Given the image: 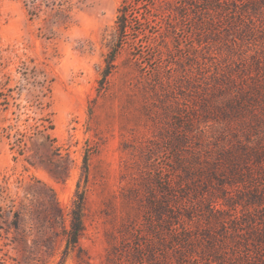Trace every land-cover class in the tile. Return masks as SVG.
I'll return each mask as SVG.
<instances>
[{
  "label": "rangeland",
  "instance_id": "obj_1",
  "mask_svg": "<svg viewBox=\"0 0 264 264\" xmlns=\"http://www.w3.org/2000/svg\"><path fill=\"white\" fill-rule=\"evenodd\" d=\"M224 2L215 11L231 7ZM125 3L0 0V264H212L199 254L180 259L205 244L201 232L230 254L256 246L249 226L260 209L233 187L226 168L197 183L228 211L223 227L191 204L173 216L160 214V205L174 190L170 204H196V172L222 169V149L244 140L223 88L264 42V15L236 32L201 25L211 20L205 0ZM124 6L125 39L116 48ZM28 99L36 117L51 113L54 129L49 139L34 135L21 144L12 135ZM40 104L49 107L40 111ZM77 190L85 194L83 231L66 249ZM182 224L196 238L179 247L170 230Z\"/></svg>",
  "mask_w": 264,
  "mask_h": 264
},
{
  "label": "trees",
  "instance_id": "obj_2",
  "mask_svg": "<svg viewBox=\"0 0 264 264\" xmlns=\"http://www.w3.org/2000/svg\"><path fill=\"white\" fill-rule=\"evenodd\" d=\"M133 1L138 0H126L125 4L127 5L129 2L131 3ZM224 1L225 0H205L206 7L202 9L204 11L203 15H206V18L210 17L211 20L208 19V23L201 24L202 26L207 27L208 25L210 26L212 23H214L219 27V29L227 30V28L230 29L231 27L232 29L234 27L237 32L248 25L250 27L253 25L255 26L256 21L258 20L256 19V16L258 14L264 15V0H229L231 1V7L227 9L226 12L222 10L215 11L217 7H221V4L225 3ZM125 7L126 6L122 7L118 11L120 39L118 40L116 48L124 43L123 39L121 38H124L125 36L124 33L128 23L125 20V17L127 16ZM221 13H224L225 15L219 20V17H222ZM252 33L246 34H250L247 36H251ZM255 35L256 33H254L253 36ZM261 43L259 50L257 51V48L254 55L250 57L251 63L248 62L246 64V68L243 69L242 75H228L226 78V87L223 88V91L227 92L225 106L228 109V113L230 115L237 116L239 118L240 126H243L246 129V131H244V140L239 141L238 145L234 147L222 149L220 152L222 161L216 164V167L219 166V168L222 169H213V167L211 170L206 172H196L194 177L195 179L191 184L197 188L195 193L199 195V197H197L196 204L184 200L177 201L176 206L170 204V200H175L177 199V196H179L174 194L176 192L174 190L172 194H168L166 192L163 193V202L166 201L168 203H163L164 205H160V214L161 211H164L173 216L176 214L177 210H182L186 207H189L191 204L190 208H193V206L194 208H199L201 213L207 217V220L210 224L223 227L225 223H227L225 218L230 217L229 214L225 213L228 211L224 208H215V200H211L209 194L207 195V191L204 189L198 191V188L201 186L197 183H199L198 180H200L203 182L201 184H209L211 180L214 179L216 175L215 173H219V171L224 172V169L226 168L227 170H230L231 184L233 187L236 190H242V193H246L245 196L242 197L250 202V204L255 205L260 209L261 216L255 217L258 222L254 224V221L256 220L254 219L249 226L254 232L256 246L253 247L251 252L250 249L243 250L247 253H239V251L242 250L241 247H235L231 250L230 254V248H222L220 241L216 242L214 238L210 237L209 234L201 232L199 233V237L202 238V242H205V244L200 246L196 252L193 250L192 252L183 253L180 258L181 260L196 258L197 256L195 254H199L201 259L208 260L212 264L214 263V259L219 260L221 262L220 264H264V42ZM115 53L116 50L113 51L111 56L106 61V66L102 74L103 81L112 69ZM39 85L41 87H45L44 83H39ZM46 91L48 94L50 93L49 87L46 88ZM42 97H47V94L44 93ZM27 103L28 105L26 108L29 112L25 113L26 117L22 121L21 128H18L12 137L14 136L16 141L21 144H23L25 138L34 135H40L46 139H49L51 132L54 129L51 120V113L42 115L41 117H36V112L32 110L34 101L28 99ZM48 107L49 106H43V104H40L39 110L44 111L48 109ZM87 171L88 168L85 161V175L87 174ZM185 174H187V171ZM260 179V182L255 183V181ZM167 183V187L169 188L171 186L169 184L170 182H164V185ZM174 187L179 189L181 185L176 184ZM203 192L206 194L203 195ZM84 205V191L77 190L70 213V226L64 233L66 238V249L75 248L77 246L79 237L82 234ZM181 222H183L182 219H180V223ZM182 226L183 227H180L181 231L176 229L170 230V234L172 236L181 237L180 239L183 242L182 244H178L180 245L179 247H183L185 242L188 240H193V238H196L194 237L195 230H191V228H189L187 225L185 226L182 224ZM236 231L237 229L234 228V233H236ZM240 235L241 234H235L234 237L240 238ZM205 239H207V241ZM185 249L187 248L181 250ZM228 256H230V258H227ZM231 257H233V259H231Z\"/></svg>",
  "mask_w": 264,
  "mask_h": 264
}]
</instances>
